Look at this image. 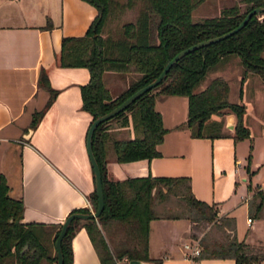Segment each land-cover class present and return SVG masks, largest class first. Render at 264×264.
Here are the masks:
<instances>
[{
	"label": "trees",
	"instance_id": "16d2710c",
	"mask_svg": "<svg viewBox=\"0 0 264 264\" xmlns=\"http://www.w3.org/2000/svg\"><path fill=\"white\" fill-rule=\"evenodd\" d=\"M95 8L93 16L81 33L61 36L55 54L59 65H84L88 78L81 82V105L90 114V120L118 103L138 86L153 78L164 62L178 49L201 38L222 32L235 25L246 10L264 0H235L224 4L218 13L193 18L200 0H86ZM243 3L240 7L239 2ZM126 8H133L132 18L121 17ZM264 10L252 12L236 30L217 40L194 47L178 56L162 77L142 91L114 114L100 120L91 133V145L98 162L103 191V206L96 216H73L61 237L62 264H70V238L74 228L83 224L98 254L101 264H122V256L148 259L149 220L158 215L175 216L178 213H160L154 200L169 191L179 193L193 212L190 235L197 237V220L218 218L217 206L196 197L190 189L188 175L146 173L113 177L107 174L105 156L112 152L119 161L150 158L158 154L166 126L154 101L159 94L181 93L186 96V116L182 122L192 134L214 135L219 132L212 113L231 110L235 114L234 139L249 135L243 122L245 106L241 101L228 99L229 84L220 74L212 75L199 89L194 85L205 71L222 61L230 53L238 55L242 64L239 92L248 71L264 79ZM111 73L126 75L125 84L116 90L109 83ZM38 81L47 89L43 105L35 109L28 126H34L44 108L53 99L57 88L48 80L46 70L40 68ZM118 119L119 126L109 122ZM90 122V121H89ZM212 124L214 131L204 130ZM127 125V126H126ZM247 158L250 156L248 151ZM255 203V211L262 202V193ZM93 208L97 204L94 184L88 192ZM21 196L9 193L8 183L0 172V264H55V236L61 222L47 223L22 220ZM87 211V206L72 208ZM253 211V214L256 212ZM225 217V215L223 216ZM227 218V216H226ZM199 240V238H198ZM25 245V246H24ZM246 242L231 236L228 239H203L197 255H231L235 264H250L264 253H251ZM51 247L53 251L51 252ZM158 258L153 260L157 264Z\"/></svg>",
	"mask_w": 264,
	"mask_h": 264
},
{
	"label": "crops",
	"instance_id": "0c3cea01",
	"mask_svg": "<svg viewBox=\"0 0 264 264\" xmlns=\"http://www.w3.org/2000/svg\"><path fill=\"white\" fill-rule=\"evenodd\" d=\"M94 12L86 0H0V172L8 190L12 189L10 194L22 198V220L57 223L72 208L92 207L88 192L94 184L93 170L85 146L91 114L81 105L79 87L89 72L84 65H59L55 54L61 36L83 32ZM261 53L264 55V48ZM40 68L46 70L57 91L35 125L28 126L32 112L48 95L38 81ZM256 82L255 90L264 98V79ZM240 94L242 89L238 98L245 106L243 122L249 135L237 139L232 136L233 111L211 114L220 133L192 134L189 126L176 125L186 116V96L159 94L154 105L166 126L157 143L159 153L148 159L119 161L109 151L105 156L107 174L123 177L149 170L151 174L188 175L193 194L214 202L217 216L225 215L226 221L234 222L239 238L264 244V113L256 118L250 115ZM253 118L254 129L248 124ZM111 125L118 127V119ZM49 139H57L72 153L60 158L50 155ZM13 148H17V159ZM256 190L261 191L262 202L256 211L254 208L255 214H249L248 198ZM189 233L186 216L152 217L148 259L158 258L157 264H235L231 255L188 256L183 243L192 238ZM70 245V264H101L83 224L74 228ZM41 264L48 263L43 260Z\"/></svg>",
	"mask_w": 264,
	"mask_h": 264
},
{
	"label": "rangeland",
	"instance_id": "374dc122",
	"mask_svg": "<svg viewBox=\"0 0 264 264\" xmlns=\"http://www.w3.org/2000/svg\"><path fill=\"white\" fill-rule=\"evenodd\" d=\"M235 0H200L199 3L196 5L192 17L193 18H199L203 15L207 14H216L219 12L220 8L224 4H229ZM240 7L243 6V3L239 2ZM135 14V10L133 8H126L121 14V17L124 18H132ZM85 69L87 70V67L85 66ZM242 72V64L240 62V59L237 54L230 53L225 56V58L222 61L217 62L210 68H208L204 75L199 79V81L194 85L193 89H198L205 83L212 75L220 74L223 77H225L229 84L228 89V99L230 100H239V76ZM111 77L109 78V83L112 85L113 88L116 90H119L123 87L125 84V77L121 76L120 74L111 73ZM260 80V76L253 71H250L249 75L246 77V79L242 82V101L247 105L248 112L250 115H252L254 118L261 116L264 113V98H262V95H259L258 91L255 90V87L257 86V82ZM256 91V92H255ZM249 92V93H248ZM248 93V94H247ZM251 95V98H249ZM166 111V110H165ZM247 117V116H246ZM252 119L248 122L249 126L254 129L255 119ZM113 120L111 119L109 122L112 123ZM211 117L208 119L210 122ZM206 131H214L215 127L208 123L203 128ZM246 142V141H243ZM60 141L57 139H49V145L51 146V149L49 151L50 155H53L55 157H61L63 154L69 153V155L72 153V149L66 148L64 145H60ZM13 156L14 159L18 158L17 155V148H13ZM138 170H136L134 173H137ZM9 193H12V189H9ZM259 195L258 193L254 192L250 198H248V213L252 214L254 211V204L256 200L258 199ZM154 205L158 212L160 213H178V215L186 216L189 220L193 217V212H191L188 209L187 204L183 199L180 197L179 193L175 191H169L167 194H165L163 197L159 198L157 197L154 200ZM264 208V207H263ZM93 209V206L91 207ZM221 218H218L217 221H207V220H197V228L199 231L197 233H193L197 237H192L189 242H192L194 239H196L197 244L199 245L200 241L203 239H220L225 240L230 238L231 236H234L237 239L239 238L236 234V229L234 226V222L232 221H226L228 220L225 217L220 216ZM230 219V218H229ZM244 216L242 214V218L240 219V224L243 222ZM226 225V226H225ZM227 225H230V227L227 228ZM152 236L156 234L155 227L152 226ZM190 234V233H189ZM199 238V240H198ZM165 239V238H164ZM188 239V237H187ZM246 246L245 249L248 252L251 253H264V244L258 242V241H245ZM120 263H123L125 260L124 256L118 259ZM260 260H264V257H258L254 258L250 264H258ZM150 264H153L151 261Z\"/></svg>",
	"mask_w": 264,
	"mask_h": 264
},
{
	"label": "water",
	"instance_id": "95a60500",
	"mask_svg": "<svg viewBox=\"0 0 264 264\" xmlns=\"http://www.w3.org/2000/svg\"><path fill=\"white\" fill-rule=\"evenodd\" d=\"M264 10V4H257L254 5L252 7H250L248 10H246V12L244 13V15L242 16V18L232 27L201 38L199 40H196L190 44H187L183 47H181L180 49H178L176 52H174L163 64L162 68L160 69V71L150 80H148L147 82L143 83L142 85L138 86L137 88H135L133 91H131L129 94H127L124 98H122L118 103H116L115 105H113L111 108L96 114L88 123V126L86 128V133H85V146H86V150H87V154L89 156V160L92 166V170H93V180H94V188H95V192L97 195V204L96 207L87 211L84 210H72L69 211L62 219L59 230L55 236V249H56V261L55 264H62V251H61V246H60V240L61 237L66 229L67 223L68 221L73 217V216H79V217H87V216H96L98 214V212L101 210L102 206H103V191H102V185H101V174H100V168L98 165V162L95 158V155L93 153L92 150V145H91V133L92 130L94 128V126L102 119L107 118L108 116L114 114L116 111H118L119 109L123 108L129 101H131L135 96H137L138 94H140L142 91H144L145 89L149 88L151 85L155 84L164 74V72L166 71V69L168 68V66L181 54H183L184 52L197 47L199 45L208 43L210 41L213 40H217L221 37H224L226 35H228L229 33L233 32L234 30H236L237 28H239L244 22L245 20L248 18V16L252 13V12H258ZM229 126H232V123L228 124ZM30 128V127H29ZM28 134V133H27ZM25 246V245H24ZM151 260L150 259H146V258H141V257H127L125 258V260L123 261L122 264H150Z\"/></svg>",
	"mask_w": 264,
	"mask_h": 264
},
{
	"label": "built area",
	"instance_id": "2783aa9c",
	"mask_svg": "<svg viewBox=\"0 0 264 264\" xmlns=\"http://www.w3.org/2000/svg\"><path fill=\"white\" fill-rule=\"evenodd\" d=\"M183 246L185 247V249H186V254L188 255V256H190V257H193L194 255H196V254H198V252H199V245L197 244V241L195 240V241H192V242H189V241H185L184 243H183ZM124 258H126L125 256H124ZM118 262H119V260H118ZM258 264H264V260H260L259 262H258Z\"/></svg>",
	"mask_w": 264,
	"mask_h": 264
}]
</instances>
